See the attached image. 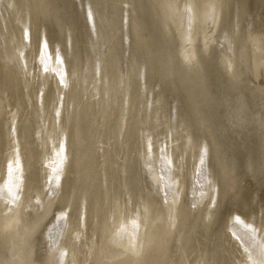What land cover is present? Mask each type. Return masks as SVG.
Returning <instances> with one entry per match:
<instances>
[{
	"label": "bare ground",
	"instance_id": "bare-ground-1",
	"mask_svg": "<svg viewBox=\"0 0 264 264\" xmlns=\"http://www.w3.org/2000/svg\"><path fill=\"white\" fill-rule=\"evenodd\" d=\"M170 2L178 5V9L161 24L143 7H134L145 4L146 0H0V224L19 215L36 224L40 231L35 259L58 264L61 252L66 251L62 264H94L97 258L123 261L124 264H156L160 255L153 251L149 241L162 231L157 221L164 219V226L167 223L164 192H168L169 200L177 192L179 198L176 207L183 223L176 234L177 245L170 249V259L175 261L182 252L188 251L181 246L186 236L197 233L203 218L210 214L209 208L212 206L208 196L213 194L211 189L214 187L220 209L216 212V223L204 235V240L207 241L209 236L213 241L219 240L241 264L245 247L252 250L259 260L256 251L259 243H264V221L258 212L249 216L236 212L229 218L230 223L226 221L223 177L211 145L207 172L212 183L207 184L204 173L197 172V168L201 167L200 153L194 142L189 143L192 126L199 115L192 106L199 102L200 97L195 78L186 73L178 77L171 87L159 89V81H153L146 75L140 88L135 86V66L128 54H135L139 48V59L143 65L149 60L148 43L151 42L155 46L154 62L157 66L163 70V56L166 54L174 70L175 62L179 60L182 36L187 29V17L182 9L185 4L206 3L207 0ZM261 2L249 0L251 12L258 14ZM49 4L56 6V11L51 14L45 7ZM89 5L93 8L96 24L95 42L90 36L91 24L85 17V9ZM199 15L200 12H194L192 22L194 48L198 28L203 34L207 27L199 25ZM138 24L144 25L143 37H137ZM65 27L67 39L70 40L67 52ZM25 28L27 39L24 38ZM207 30L210 32L211 28ZM44 39H47L51 53L48 67H59L57 48L59 56L64 58L63 68L68 73L69 89L60 86L53 73L43 71L45 65L40 57ZM141 39L143 44L140 43ZM215 39H223V31ZM230 46V55L235 64L239 53L233 41L230 40L225 49H218L217 54H229L227 49ZM19 52H23L22 58L18 56ZM97 61L101 64L99 77L94 72ZM250 61L252 56L248 52L244 63L249 64ZM121 77L127 78L123 87ZM73 79L77 81L74 88L71 85ZM209 82L212 94L222 95L225 92V78L214 66L209 67ZM252 83L258 86L261 81L253 78ZM41 88L44 90L42 103L39 94ZM61 95L64 97L63 106L58 100ZM228 104H236L245 115L252 111L258 114L261 108L259 95L246 88L238 98L229 99L223 105L217 103L208 109L214 125H227ZM168 105H171L174 113L170 121L164 118ZM56 109L60 111L59 118L54 114ZM185 113L188 116L186 129L182 128ZM13 123L14 135L11 130ZM137 130L147 134L143 140L138 141ZM166 131L171 132L170 139L166 138ZM182 131H187V137L182 136ZM149 137L152 139L151 153L147 151ZM13 139L16 144L12 143ZM61 140L65 142L69 158L64 167L68 179L62 181L68 198L72 199L74 194L82 192L84 198L95 206L94 218L90 220L85 215L83 233L74 244L69 241L68 226L63 223L56 225L55 216L47 215L49 211L58 215L61 209H49L52 201L43 192L45 173L51 174V168L55 166L53 162L58 160L55 153L59 151ZM220 140L223 142L222 137ZM206 142L207 137L202 143ZM232 143L241 153L254 151L259 154V127L245 123L232 134ZM165 144L167 147L161 154L160 149ZM17 146L24 172L25 192L21 194L18 207L9 212L10 205L6 203L9 193L4 184L7 180V160L13 158L12 149ZM231 147V144H224L226 152L231 151ZM181 157L182 164L179 163ZM168 159H171V164ZM29 185L34 195L28 194ZM121 185L126 189L125 195L130 198L134 195L133 186L141 192V201L149 208L152 222L148 228V238L145 237L143 221L138 220L133 225L132 221L137 220V216L130 213L118 218V223L113 221L117 226L123 224L126 228L123 244L117 246L107 241L101 244L97 232L103 223L100 206L102 202H108L114 192H119ZM144 188L155 194L154 204L144 199ZM201 191L206 193L203 200L199 196ZM37 196L40 204L35 203ZM192 204H196V208H192ZM139 207L137 204L136 208ZM235 215L240 216L239 221L234 219ZM109 219H112L111 215ZM90 223L92 227H89ZM252 228L257 230L255 236L252 235ZM232 232H235V236ZM132 233H135L137 249L143 245L139 256H129L128 241ZM189 246L199 253L200 237L196 238L194 244L190 241ZM13 255L33 259L31 252L18 247L15 239L9 242L0 236V264ZM207 259L205 247L203 254L194 258L193 264H206Z\"/></svg>",
	"mask_w": 264,
	"mask_h": 264
},
{
	"label": "snow or ice",
	"instance_id": "snow-or-ice-1",
	"mask_svg": "<svg viewBox=\"0 0 264 264\" xmlns=\"http://www.w3.org/2000/svg\"><path fill=\"white\" fill-rule=\"evenodd\" d=\"M50 14L56 11L55 5H46ZM134 7H143L145 11L152 15V17L161 23L168 19L170 14L178 9V5L171 3L170 0H146L143 5H134ZM182 11L187 17V29L182 36L181 51L179 53V60L175 62V69L172 68V61L165 54L163 59L165 65L163 70L154 62L155 46L148 43L149 60L143 65L140 63L141 51L138 48L135 54L129 53L130 62L135 66L134 82L137 89L144 83L146 75H149L153 81H159V89H167L172 86L174 81L183 74H191L198 85L200 97L198 103H193L194 110L199 114L198 120L192 126V136L189 138V143H195L199 150L200 168L197 172L204 173V180L207 184L212 181L208 179L210 173L207 172V161L209 159V145L212 148V154L219 160L220 169L223 177V199L225 203V219L229 223L230 217L234 213L239 212L245 216L251 213L258 212L261 220L264 221V0H262L259 13L251 12L249 0H207L206 3L196 2L185 4ZM194 12H200L199 25L204 28L201 34L198 28L196 32V47H193V32L192 22ZM251 12V15H250ZM86 20L91 24L90 36L95 42L96 24L93 18V8L91 5L86 6L85 9ZM170 22V21H169ZM207 28H211L209 32ZM166 31V29H165ZM223 31V39L217 41L215 37ZM145 28L143 24L136 26L137 37H143ZM27 29L24 30V38L27 39ZM37 35H40L39 24L37 25ZM65 52L68 51L70 40L67 39L68 33L65 27ZM122 39H124L122 37ZM233 41L239 59L233 64L231 58V46L227 49L229 54L220 52L218 49H225V45L229 41ZM140 43L144 41L141 39ZM250 52L252 61L249 64L244 63L245 54ZM56 59L58 68H50L47 61L51 55L48 50L47 39L43 40V49L41 52V63L44 64L43 71L51 72L57 78L59 85L64 89H69V81L66 79L68 73L63 68L64 58L59 56V49H56ZM198 53V54H197ZM18 56L23 57V52H19ZM71 63V61H69ZM214 66L222 72L225 78V92L222 95H215L210 92L209 82V67ZM27 68V65H24ZM94 72L97 77L101 73L100 61H97L94 66ZM75 75V73H73ZM258 79L261 83L258 86L253 85L252 79ZM126 77H121V87ZM77 81H71L72 87H76ZM246 88H251L259 95L261 100V108L258 114L255 111L248 115L240 109L236 104H228L229 119L227 125L217 123L213 124V120L209 115L208 109L213 105L219 103L224 104L229 99L238 98ZM154 86V91H156ZM41 103L44 96L43 88L40 89ZM95 99V97H93ZM59 103L63 106L64 97H58ZM123 101V96H121ZM55 116L60 117L59 109L55 110ZM165 119L171 120L174 118V113L171 105H168ZM184 125L182 128L188 127V116L184 114ZM245 123L251 126H258L260 130V151L257 154L254 151L241 153L239 148L232 143V134L240 129ZM13 135L15 134V124L11 125ZM153 134L156 132L153 130ZM147 134L137 130L138 141L143 140ZM187 131H182V136L187 137ZM207 137V142L202 143ZM223 138L221 142L220 138ZM166 138H171V132L166 131ZM13 144L17 142L13 139ZM224 144H231V151L224 150ZM167 144L160 149L161 154L164 153ZM152 139L147 140V151L151 153ZM13 158L7 160V180L4 186L7 188L9 198L6 201L9 207V212L12 208L18 207V201L21 194L25 192L24 172L20 163L19 147L12 149ZM58 158L54 161V167L51 168V174L45 173L46 179L42 182L43 192L52 201L49 209L60 208L58 215L49 211L47 215H54L56 225L64 224L68 226L69 241L75 243L80 239L84 230L85 215H88L90 220L95 216L94 204L88 202L82 192L73 195L72 199L68 198L67 192L62 184V181L68 179L64 173L65 162L68 161L66 145L63 140L59 143V151L55 153ZM139 158V156H137ZM171 164V159H168ZM179 163H183V157L180 158ZM127 175V174H125ZM28 194L34 195L31 191L32 186L29 185ZM126 189L121 185L119 192H114L108 202H102L100 211L103 216V223L97 229L101 244L107 241L110 244L121 246L125 239L126 228L123 224L118 223V218L125 217L130 213L137 216V220H133V225H136L138 220H142L145 225V237L148 238V228L152 223L150 220L149 208L141 201V192L133 186L134 195L130 198L125 195ZM212 195L208 196V200L212 207L209 208V215L204 217L200 230L195 233H189L181 246L187 249V252H182L180 258L173 261L170 259V249L177 245L176 234L180 230L183 223L182 217L177 212V204L179 194L173 193L172 199L169 200L168 192L163 194V204L167 206V223L165 225L164 219H159L157 223L162 226V231L152 240L149 241L154 252L160 255L156 264H193L194 258L200 254L202 255L205 247L208 251V259L206 264H241L233 254L226 251L220 244L219 240L213 241L209 236L207 241L204 240V235L216 223V212L220 209V205L216 199V189H211ZM200 199L203 200L206 193L201 191L199 193ZM143 197L149 204H154L156 196L152 192H148L146 188L143 189ZM36 204H40V198L37 196ZM139 204L140 207L136 208ZM230 205V206H229ZM196 204H192V208H196ZM22 207V206H20ZM111 215L112 219H109ZM234 219L239 221L240 216L235 215ZM117 221L114 223L113 221ZM92 227V224H89ZM251 227V225H248ZM77 229L80 231L77 232ZM39 227L31 220L19 215L7 223L0 224V236L6 241L15 239L18 247L25 252H31L33 259L29 260L26 257L13 255L4 264H50L48 260L35 259V249L37 244V235ZM51 229H49V233ZM257 230L252 228V235H256ZM235 236V232L231 233ZM197 237H200L199 253L192 251L190 245L194 244ZM51 241V236L48 237ZM239 239V237H237ZM130 249L129 256H139L143 249V245L137 249L135 233H132V238L128 241ZM246 254V255H245ZM67 255L66 251L60 254V261L62 264L63 257ZM257 260L252 250L245 247L244 253L241 254L243 264H264V243H259L256 251ZM94 264H124L123 261H109L107 259L97 258Z\"/></svg>",
	"mask_w": 264,
	"mask_h": 264
}]
</instances>
